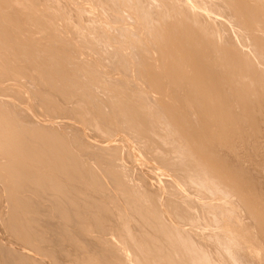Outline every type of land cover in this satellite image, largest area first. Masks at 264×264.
Instances as JSON below:
<instances>
[{
    "label": "rangeland",
    "instance_id": "1",
    "mask_svg": "<svg viewBox=\"0 0 264 264\" xmlns=\"http://www.w3.org/2000/svg\"><path fill=\"white\" fill-rule=\"evenodd\" d=\"M11 1L16 2L15 4L18 3L16 6L17 8L9 1H8L9 3L5 1L6 2L5 4L4 0L2 1L0 0V10H1L0 21L4 20L5 29L9 28L11 33L16 32L15 30L17 29L18 30L17 32L19 33L21 31V29L20 31L18 29L20 28L19 26L23 25L24 22H26L25 24L26 25L28 24L26 28V30L28 29V32H25L23 29L26 27V25H24L25 27L22 26L23 28L21 27L22 30L26 33V36L28 33H30L29 31V29L31 28L30 26H33L31 29L33 30L35 28L33 31L35 32L37 31L39 34L37 32L36 33L38 35L31 32L35 34L36 37H33L34 35L30 33L28 34V36L33 35L30 36L33 37V39L29 37H27L29 39H25L26 36L23 37L22 34L23 31H22L20 34H18V36L17 34L10 33L12 37L11 36L7 37V38L11 37V39H13V36L15 35L16 36V38L14 37L15 41L16 40L18 41L19 39L21 40V38L25 39L24 42L26 41L27 43H30L32 46L31 47L30 44L29 45L26 44V47L28 46L29 49L30 47L32 49L34 48L33 49L35 51V54L33 53L34 56L32 55L33 52L32 49H31V53H29L30 50L28 51L25 48V46L23 47L24 44V42H22L23 40L20 41L22 43L21 44L22 46L20 45L19 41L16 42V44H14L15 41L14 43L8 42L7 39L4 42L0 41V58H1L0 68L3 69V71L0 69L2 71L0 72L1 73L0 106L5 104L4 106L9 110L11 116L14 117L15 114L16 117L14 118L18 117L19 120L22 119L21 121L25 120L24 122L33 125L39 124L37 126H44V127L49 126L51 127V129L49 127L47 128L53 132L54 130H57L56 132L60 130L58 133L61 135L63 134L62 136H65V138L68 139L67 141L69 145H71L74 148H76L77 146L75 151L77 154L78 152L79 154H81V159L85 161L86 158L85 162H87L88 165L91 164L90 166L93 167L94 170L98 172V174H100V177L102 176V180L104 184L106 183L105 186H108L106 188L109 190V192L111 191L113 193L112 194L110 192V194H112L113 196L115 193L118 194L115 195L117 198L115 196L114 197L115 199L118 200V203H120L121 206L122 203L121 202L122 200H120L122 199L120 197L121 194H119L116 188L114 189L113 185L108 181L106 174L102 171L104 167H101L103 165L99 163V162L101 163L103 162L109 164L111 162L110 161L107 162V161L113 158L112 159V162L114 161L113 163L117 162L119 167H123L121 168L123 171L119 167L118 169L122 172L124 179L126 177L125 179L126 181L125 180L124 181L127 182L131 190H135V189L137 191L145 190V192H148L149 195L144 193V191L143 192L140 191V193L146 194L143 195L149 197V199L155 196L154 198H152L156 202L154 205H156L158 209L161 210V213H163V215H161L160 221L168 228L167 231L169 232V235L174 237L173 238L170 236L168 238L170 239L172 238V240L176 241L175 245L174 244L173 245L177 246L176 247L177 249L174 248L173 245H171V242L173 243L174 241L169 240L170 241L169 242L167 236L165 237V239L167 238L165 241H167L166 244L168 243L166 247L168 248L169 252L176 254L174 249L179 251L178 250L179 248L180 252H177L176 255L181 256L183 252H185V254H183L182 256H184V258L187 259L186 262H188L189 260L191 264H264V0H211V1L210 0H197V1L196 0H47V1L46 0H35V1L11 0ZM3 4H5L6 8L5 7L3 8L4 6ZM208 4L211 5L208 6ZM7 5H9V7ZM7 7L9 9H7ZM18 7H20V11H22L21 12L22 15L20 14L21 16H25V14L28 13L27 11L29 10L36 11L35 13L34 12L31 13L30 11L25 16V19H27L28 21L30 17L32 18V20L30 19L29 22L24 21L25 19L24 18H22L24 20L20 19V15L18 14L19 17L17 18H19L20 21L19 20L18 22H15V20L14 22L10 21L16 19L13 17L18 16L17 15V12H19ZM24 12L26 13L24 14ZM88 13L90 14V17H88L89 15ZM12 14H14L15 16H13ZM5 17L6 18L10 17V20L8 21L9 18L5 19ZM37 17L38 18L41 17L42 21L46 20L45 21L46 23L45 22H44L45 24L42 22L38 23L40 18L38 20ZM33 19L35 21L37 20V22L33 21ZM86 19H89L90 22ZM8 22L15 23V25L14 24L12 25L10 23L11 24L10 26ZM19 22L22 24H19ZM33 22L37 23L38 25L34 23L35 24L34 26ZM16 23L19 24V25L17 24L18 27H16ZM41 23L43 26H47V27L40 28L42 27ZM47 24L49 25L51 24L50 26L52 28ZM37 27L41 30H39ZM97 27L99 29H97ZM13 29L14 31H12ZM55 30L58 31L56 32ZM55 32L57 33L56 36H55ZM105 34L107 35L105 36ZM52 35H54V38ZM37 36L39 37L37 38ZM92 36L94 37L92 38ZM95 36H97V38ZM85 37H89V38H85ZM41 38L45 39L46 42L50 41L51 43L49 42L48 44L54 45L53 49L55 47L56 49L55 50L50 49L51 47H49V49L46 48V46L48 47V44L44 43L43 42L44 40L43 39L41 40ZM59 38L64 40L63 41L59 40ZM1 39L4 40L5 38L4 39L0 38V40ZM55 39L57 41L59 40L60 42L62 41L61 43H63V45L65 42L66 44L69 43L67 45L69 47H67L65 44L66 49L64 51V49H61L64 48V46L61 47ZM9 41L11 40L9 39ZM32 41L34 42L32 43ZM7 42L12 43V45H10L11 47L15 45L11 50L13 51V53L10 51V49L6 47ZM19 46L22 47L21 50L22 52L19 50L20 48ZM70 47H72L73 49L72 48L70 49ZM23 48H25L28 52ZM43 48L45 49V51L52 50L51 52L56 50L58 51V49H60L61 52L60 53L58 51L57 56H52L53 59H55V61L51 60L54 67L52 65L51 66L55 71H52L53 70L52 67L51 69H49V71H52V73L58 71L56 72L57 75L55 73L52 74L51 72L50 74L47 69L50 68L49 63H51V61L47 62V64L49 65H47L46 63H45L46 65L44 64L45 65L44 67L48 66L46 68L48 71V72L46 71V75L52 78V80L49 78L51 84H49V79H47L48 82L47 80H45L46 75L44 74L43 69L44 71L46 69L43 67V64L41 65V63H39L41 62V58L42 60L46 61L44 55L43 56L39 55L43 52L42 51L44 50ZM7 49L8 51H10V53H7L8 52ZM68 50L70 51V53ZM23 51L25 52L23 53ZM63 51L66 52L68 55L62 53ZM18 52L19 54L20 53L21 54L20 55L17 54ZM26 52L29 54L26 55L27 54ZM73 52L77 54L74 55ZM3 53H5L4 54L5 56L3 55ZM10 54H12L13 56ZM61 54H63L64 56ZM18 55L20 59L22 58L21 56H23L24 58L25 55L27 59L31 58L29 57L30 55L35 58L34 59L32 58L33 60L30 59L26 61L27 59L25 57V60H22L23 58L20 60L18 58ZM38 55L41 57H39ZM59 55L60 57L61 56L62 57L59 58ZM69 55L71 56L70 59H68L70 57ZM76 55L78 56L75 58ZM36 58L37 60H35ZM58 59L59 60L62 59L63 62L64 61L66 62L64 63L62 62L60 64L59 62L62 60L58 61ZM70 60H72L74 64L72 63V61L70 62ZM29 61L31 65H29L30 64ZM32 61L34 64L33 67H32ZM35 61L36 62L38 61L37 62L38 64H36ZM10 63L15 67L14 66L10 67L11 66ZM86 63H88V65H86ZM39 64L43 67L42 69H40L41 66ZM54 64L56 65V67ZM62 64L64 65L63 66L64 68L62 67ZM77 64L79 68L77 67ZM81 64L84 65L85 68H88L90 73L93 74H89L91 76H89L88 73L85 74L87 69L82 70ZM112 64L114 67L111 66ZM27 65L30 66V68ZM59 65L61 67H58ZM68 65L72 67L70 68ZM122 65L124 66V69ZM19 66L22 68H20ZM24 66L25 68H23ZM65 67L66 69H70L72 71L74 70V72L76 71L75 72L76 75L84 74L83 76L86 77L84 78L83 76L80 77L81 75H78L77 77L78 79L76 78L77 79L76 81L74 76L75 74H73L74 77L72 76L73 78L70 77V79L72 81L77 82V83L73 82L74 83L73 84L72 81L69 79V76L67 74L66 75L68 77L65 75V73L69 72L68 74L71 76L70 74L71 71L66 70ZM76 67L78 68L77 70H75ZM4 68H6L7 70H5ZM8 68L10 70H8ZM33 68L35 69L33 70ZM60 68H63L62 70L63 71L66 70V72L64 73L59 72L61 71ZM21 69L23 70L27 69L26 71L27 72L30 71L29 72L30 74L27 73L26 71L25 72L19 71ZM40 70H42L41 73H43V75L40 73L39 75L40 77H39L38 74ZM79 70L82 72L77 74ZM47 73H49L50 75ZM58 73H61L60 76L62 75L63 77L62 76L60 77ZM2 74H6V75H2ZM54 74L56 75V78L59 77L61 78V83L59 81L60 78L59 80L57 79L60 85L63 84V87H66L65 88L66 90L63 91V93H61L63 90L62 86H60L59 83L55 81L56 78L54 81L57 82L58 84L56 85L55 82L52 83L54 79L53 76H55ZM41 75L45 78L43 79ZM92 75H94L95 77L97 76L96 79H98L97 83L99 85L96 84L95 82L96 79H94L95 77L93 78ZM64 77L68 78L69 79V80L67 79L68 81H71L72 87H74L72 91L69 90L72 89V87L68 88V85L71 86V83L69 82L70 84H67L68 81H66ZM80 79L82 80L80 81ZM124 80L127 84H124L125 83ZM40 81H45V82H40ZM78 81L80 82L83 81L82 85L84 82L85 84L90 82L91 86L92 85L93 86L90 87V84L88 83L89 86L85 88V84H84L83 86L84 88L81 86L83 88L82 89L79 86L81 84H79L80 82ZM101 81L103 83H101ZM117 81L118 82L120 81V84L117 83ZM63 82H67V83H63ZM92 83H94L95 86L97 85L98 87L96 86L95 88L94 84ZM64 84L65 85L67 84V86H64ZM55 85L57 88L59 87L62 88L60 89L61 90L60 92L56 87H54ZM74 85L75 86L78 85L79 87L78 86L76 87H78L79 90L78 88H75ZM109 87L110 89L112 88V92L114 91V93H112L111 90L109 89L110 92L109 94H107ZM118 87H120V89ZM54 88H55V92H54ZM80 88L82 89V91ZM87 88H91L92 91L93 90L95 91L90 92L91 90L90 89L88 90ZM113 88L114 89L116 88L117 90L116 89L114 90ZM74 89H76V91L78 90L79 94L82 92L81 94H83V96L86 94L85 95L87 96L86 100L88 101H86L85 96L82 97L81 94L79 96L82 98H79L77 92ZM84 89L86 93L84 92ZM38 90H42V91L39 92ZM43 90H45V92ZM118 90L122 94L117 92ZM121 90L125 92V95L126 92L130 91L127 93V95L130 93L131 96L130 95L128 96H130L132 100H135V98L136 99L139 98L140 99L139 102L141 101L140 104L137 100H135V102L139 104V107L142 104L146 106V107L144 105L141 106V110L142 111L144 110L143 112H145V114L150 110L149 112L150 115L148 114L149 117L147 116V114L146 116L148 117V119L150 118L149 121L152 120V122L158 125L157 126L154 123L150 122L153 124L151 125L155 131L159 127L158 130L156 131L158 135L154 137L155 142L157 141L160 142L161 139H163L162 141L163 144L161 142L156 143L157 146L150 148L151 145L149 141H147L146 138L141 137V132L138 129H136L134 126L132 127L135 128L140 133V135L137 131L136 132L134 131L135 129L132 130L131 126L130 129L127 125V123L129 122H122L124 120L121 121L120 119L118 122L116 121L115 124L110 125L111 124L110 117L108 118V115L110 113L109 110L112 108L111 102L112 100L113 101L117 100L116 96L118 97V94L125 96L123 95L124 92H122ZM70 91L75 92L77 96L74 95V93H70ZM43 92L46 93L45 95H47V97L45 96L44 98L46 99H42V101H40V99L43 98V96H41ZM64 92L66 93L64 94ZM35 93L37 94L41 93V94L38 95V97H36L37 95ZM60 93L63 94V96L67 94L68 95L73 94L74 96L73 95H72L73 97L69 96V99L72 97L71 98L72 100H69L68 98H66V96L64 97L65 99H62L63 97L62 95L60 97ZM89 93L91 94L93 93L95 95L92 94L91 97V94L89 95ZM109 96L111 97V99ZM141 96L144 97L141 98ZM76 97H78L79 100ZM47 98H49V100ZM52 98L56 99L54 101L55 104L57 102L56 105L61 103L60 106H66L68 101L69 102L71 101L70 103H68L67 106L70 105L72 107L69 106L68 108L66 106L64 107L65 108L64 109L63 107L59 108L60 106L58 105V107L56 108L55 105L53 106L52 104L53 102ZM91 98L96 101L92 100ZM50 99H51V103L49 104L46 102V100L50 102ZM98 99L100 100V102H98L99 101ZM62 100L63 102L66 101L64 102L66 105L62 104L63 103ZM89 101L90 104L92 101L91 106H89L90 105ZM7 102L9 103V105ZM45 102L47 103V105L48 104L50 105V106L48 105L49 107L47 106V109H45L46 107L45 108L42 107L44 105L46 106ZM97 102L100 104L98 105ZM106 102L108 105L105 104ZM22 103L26 106H24ZM83 104L88 105V107ZM77 105L79 106V108L83 105V107L80 110L81 111L85 110L84 111L85 113L79 111ZM94 105H97V107L98 106L99 107L97 108ZM105 105L111 108H108ZM16 107L18 109H16ZM51 107L54 109L56 108L55 109L56 113L55 110L52 109L54 111L52 114L50 110ZM73 107H75L76 109L75 108H74L75 110L72 109ZM158 107H162V110L160 111L161 108ZM25 108L27 111L25 110ZM58 108L64 109L62 110L64 112H60L61 110H59ZM94 108L97 110H95ZM146 108L149 110H147ZM155 108L159 110V113L158 112L156 113L158 114L161 113L162 114L160 115L161 117L165 116L163 117V119H159L160 117L158 115H156V117L153 116L155 115V111H158L157 109L155 110ZM57 109L59 110V113ZM66 109L68 110L70 109V111L68 112V110ZM77 109L78 112L80 113L77 112ZM163 109L165 110V112ZM170 109L176 111L171 112ZM47 110H49L50 112ZM86 110L88 111L86 112ZM93 110H95L96 112L94 111L95 112L94 113ZM166 110L170 111L171 114L173 113V115L174 113L175 114L177 113V115H179L178 116L179 118L181 116V118L184 119L186 116H189L188 118L186 117L187 119L186 118L184 119L185 121H183L186 123V125L185 123L182 124L185 125L186 129L189 127L188 129L191 130V132L185 131L186 132L185 133L183 130V126H181V129L183 131L177 128L178 126H180L181 121H179L178 118H174L175 115L174 116L172 115L173 117L169 115H168L169 117L166 116V112H167ZM72 112H76L74 114L78 113L77 117L79 114L84 113L82 116L80 115L81 118L84 117L85 114L89 112L88 114L90 115L89 116H87L88 114L86 115L89 120H87L86 117L82 119L80 118V116L78 118L73 117L75 115H73ZM168 114L170 113L168 112ZM183 115L184 117H182ZM106 118L109 120H107ZM156 118H158V120ZM170 118H174V121H176L177 124L174 121H173L174 124H172L173 123L172 119L171 121H169ZM189 118L190 120H188ZM83 119L86 121V122L84 121L85 124H83L84 123ZM129 119H127V121ZM160 120L162 122L163 120L169 122L162 123ZM96 121L98 123L99 122L102 123V125L100 123H99L100 125L97 124ZM90 122L91 124L93 122V125H91ZM105 122L109 125L105 124ZM170 122L171 125L168 126V123ZM165 124L167 126H165ZM116 125L118 126V130L120 132L117 131ZM115 126L116 128H114ZM160 127L164 129L165 132ZM166 127L169 128L172 127V129L171 128L167 129ZM98 128L101 129L104 128L105 130L104 129L102 130H104L105 132L101 130L102 132H104L102 134V132ZM106 129L107 130L110 129L111 133L108 132L109 130L107 131ZM114 129L116 130L117 133L115 132ZM128 129L130 131H128ZM99 132L102 136L98 134ZM106 132L110 133V135L106 136L108 134V133L106 134ZM177 132H179L177 135L179 138H177L176 136ZM188 133L189 134L191 133L192 135L189 136ZM209 133L210 134L212 133V135L210 136ZM103 135L108 138L104 140ZM188 136L190 139L188 138ZM167 138L170 139L169 141L165 142ZM76 139L78 142L82 140L80 143L84 145L82 146L80 145V143L79 144L75 143ZM71 141L74 142L72 143ZM141 144L144 146H142ZM178 144H180L179 145L181 147L180 149L178 148L179 147ZM78 145L82 146V148L79 147ZM101 146L104 148H102ZM113 146L115 147V149L112 150L109 149V148H114ZM117 147L119 148L117 149ZM81 149H84L83 153ZM113 150H115L116 152H113ZM105 151L108 152L105 153ZM175 152L176 153L179 152V154H176ZM186 152H188V154ZM88 153L91 155L93 154L96 157L98 156L96 159H99V161L95 159V156L93 157V155L91 156ZM98 153H101L102 156L106 155V158L101 157V155L99 156ZM114 153H116L115 154L116 158L115 156L111 158L109 156L108 159V155L110 154L114 155ZM190 153H192V155ZM181 154L185 156H182ZM84 155L86 156L84 157ZM177 155L178 156L180 155V157H182V160H178L180 157H178ZM186 155L187 158L189 159L186 158ZM161 156H163V158ZM183 157L184 160L185 159L187 160H185L184 163L181 164L180 162L183 161ZM159 158L162 160L168 159L169 160L168 162L169 163L172 162V164L174 162L175 166L166 162L167 160L162 162ZM174 158L176 160H174ZM104 159H106V161H104ZM120 161L122 162V164ZM190 162L194 165L195 163L199 162L200 163V164L198 163L199 169L197 167L198 164H196L195 166L196 168L194 167L195 169H193L192 167L194 165L192 166ZM164 163H166V165L168 163L170 167L168 165L165 166ZM177 164L181 168L183 167V169H181ZM188 167L192 173L193 171L197 170L196 173L194 172V175L196 174L195 176L190 171H188L189 170ZM186 172L187 174H185ZM197 173H199L198 176ZM189 174L190 177L192 178L191 181L193 183L190 181V179L188 181L189 177L188 178L186 177L187 175L189 176ZM200 174L203 178L200 176ZM182 175L185 177H183ZM203 175H206V178ZM196 177H201L202 182L200 181L201 178L196 179ZM184 179H185V183L186 182H190V183L185 184L183 182ZM0 186L2 187V188L0 187V205H1L0 215L2 214L1 215L2 217L0 216V238L2 240V243L1 240L0 243L6 244L4 246L15 248L13 247L14 246L13 244L11 245L10 236H9L10 234L8 233V231L6 232L7 229L5 228L6 220H4V218L6 219L9 217L8 216L9 207H8V202L6 201L7 194L3 190L4 188L3 185H1V182H0ZM150 193L153 196H151ZM172 194H174V196ZM118 196L120 197V199H118L119 198ZM173 197L175 198V203H178L179 205L183 206V210L185 207L186 210H184L185 213H183V214L187 213L185 216L183 215L185 218L183 216L182 217L176 216L173 213L174 208L172 207L173 210L172 208H170V206L173 203L170 204L171 202H169V199H172L174 201ZM159 203H161V206ZM115 204H117V202ZM150 206L154 207L152 205ZM114 209L116 213L118 214L119 212L122 213L121 210L116 206ZM128 222L130 223V221ZM132 222H134L135 225V220ZM123 228L125 229L126 226L124 225L123 227H121V229H119V232L117 231V235H115L116 237L112 236L110 238H112L111 239L112 243H113V239L115 240L113 246L118 248L119 251L123 254V256H126V254L130 252L127 249H124V247L125 244L127 245V241L128 240L130 241L131 238L128 237L129 236L127 234L128 229L126 228L124 230ZM6 234L8 235L9 239L6 236ZM175 236H177V238ZM121 238L122 240L125 239L126 240L123 242L120 240ZM177 241L179 244L177 243ZM132 242L135 241H131V243ZM168 245L172 246V249ZM126 250L128 253L126 252ZM130 255L132 256V254L130 253L129 255H127V257H124V261L126 260L124 264L144 263L141 260V258L139 259L142 262L138 261L139 259H137V257H135L134 255L131 258ZM35 257L42 258V256H35ZM44 258L45 257H43L42 259ZM184 258L183 257L181 258L182 261Z\"/></svg>",
    "mask_w": 264,
    "mask_h": 264
},
{
    "label": "bare ground",
    "instance_id": "2",
    "mask_svg": "<svg viewBox=\"0 0 264 264\" xmlns=\"http://www.w3.org/2000/svg\"><path fill=\"white\" fill-rule=\"evenodd\" d=\"M2 1V0H1ZM5 1H7V3H9V2H11L13 5H15V7L17 6V4H15L16 2H14V1H11V0H4V3L6 4V2ZM9 1V2H8ZM17 1V0H16ZM35 1V0H34ZM47 1V0H46ZM197 1V0H196ZM211 1V0H210ZM199 2V1H198ZM197 2V3H198ZM36 3V2H35ZM207 3V2H206ZM5 4H3L4 6H3V8L5 7ZM214 4V3H213ZM11 5V4H10ZM12 5V6H13ZM25 5V4H24ZM53 5V4H52ZM209 5H211V4H208V6ZM8 7H9V5H7ZM205 6V5H204ZM7 7V9H9ZM6 8V7H5ZM13 8V7H12ZM17 8V7H16ZM19 8V12H17V15L19 14H21L22 15V11H20V7H18ZM22 8H23V6H22ZM218 8V7H217ZM6 9V10H7ZM220 9V8H219ZM229 9V8H228ZM17 10V9H16ZM25 10V9H24ZM26 10H27V8H26ZM25 10V11H26ZM33 10H34V8H33ZM225 10V9H224ZM1 11V10H0ZM13 11V10H12ZM31 10H29V11H27L28 13L30 12ZM50 11V10H49ZM93 11V10H92ZM14 12V11H13ZM35 13L36 11H31V13ZM5 13H8V12H5ZM15 13V12H14ZM26 12H24V14H25ZM27 13V14H28ZM49 13V12H48ZM93 13V12H92ZM23 14V15H24ZM27 14H25V16L27 15ZM51 14V13H50ZM67 14V13H66ZM89 14V13H88ZM13 16H15L14 14H12ZM19 15L18 16H15V17H13V18H16L17 19V21H16V19H13V20H10V17H12V16H10V17H7V18H9L8 19V21L10 20V21H12V22H14V20H15V22H18V20H19V18H17V17H19ZM20 15V19H22V18H24L25 19V16H21ZM32 15V14H31ZM36 15V14H35ZM34 15V16H35ZM42 15V14H41ZM48 15V14H47ZM93 15V14H92ZM27 17H29V16H27ZM88 17H90V14L88 15ZM103 17V16H102ZM169 17V16H168ZM230 17V16H229ZM233 17V16H232ZM6 17H5V19H7ZM33 18H35V17H33ZM39 18H40V20H39ZM37 17V19L39 20L38 21V23L39 22H42V23H44L45 21H42L41 19V17ZM94 18V17H93ZM12 19V18H11ZM24 19H22V20H24ZM30 19L32 20V18L30 17ZM30 19H29V21H30ZM60 19V18H59ZM90 19V18H89ZM89 19H86V20H88L89 21ZM6 21V20H5ZM20 21V20H19ZM24 21H28L27 19H25ZM24 21H22V22H24ZM28 21V22H29ZM33 21H35L34 19H33ZM93 21H94V19H93ZM12 22H8L9 23V25L11 26V24L13 25H15V23H12ZM35 22H37V20L35 21ZM35 22H33V24L35 23ZM90 22V21H89ZM1 23H3V24H1ZM7 23V24H8ZM11 23V24H10ZM26 22H24V24L23 25H21V26H19L20 28H18L19 29V31H20V29H21V31L18 33L17 31V29L15 30L16 32H13V33H11V31L9 30V28H6L5 29V22H4V20L2 21H0V38H5L4 40H0V41H2V42H4L6 39L8 40V42H12V43H14V41H15V39H14V37L16 38V36L14 35L13 36V39H11V37H12V35H10V33L11 34H17V36H18V34H20L23 30H22V28L23 27H25L24 25H26L25 24ZM32 23V22H31ZM42 23H41V25H42ZM46 23V22H45ZM44 23V24H45ZM17 24L18 23H16V27H18L17 26ZM19 24H22V23H20L19 22ZM18 24V25H19ZM35 24H37V23H35ZM35 24H34V26H35ZM93 24V23H92ZM28 25V24H27ZM27 25H26V27L25 28H23L24 29V31L25 32H28V29L26 30V28H27ZM38 25V24H37ZM36 25V26H37ZM47 25H49V24H47ZM51 25V24H50ZM49 25V26H50ZM98 25V24H97ZM96 25V26H97ZM23 26V27H22ZM48 26V27H49ZM74 26V25H73ZM80 26V25H79ZM99 26V25H98ZM9 27V26H8ZM22 27V28H21ZM31 28L33 27V26H30ZM43 27H47V26H43L42 25V27H40V28H43ZM51 27V26H50ZM49 27V28H50ZM89 27V26H88ZM95 27V26H94ZM15 28V27H14ZM28 28H29V26H28ZM30 28V29H31ZM38 28V27H37ZM52 28V27H51ZM90 28V27H89ZM11 29V28H10ZM29 29V31H30V33L31 32H33V33H35V34H37L35 31H33L32 29L30 30ZM39 29V28H38ZM47 29V28H46ZM97 29H99L98 27H97ZM103 29V28H102ZM106 29V28H105ZM113 29V28H112ZM9 30V31H8ZM39 30H41V29H39ZM75 30V29H74ZM84 30V29H83ZM245 30V29H244ZM12 31H14V29L12 30ZM23 31V37L24 36H26V33ZM56 31V30H55ZM58 31V30H57ZM56 31V32H57ZM95 31H96V29H95ZM47 32V31H46ZM46 32H45V34H46ZM49 32V31H48ZM55 32V36H56V33ZM81 32V31H80ZM99 32H100V30H99ZM98 32V33H99ZM112 32V31H111ZM30 33H28V34H30ZM33 33H31V34H33ZM54 33V32H53ZM92 33V32H91ZM9 34V35H8ZM28 34H27V36L25 37V39H29V38H32L33 39V37H36V35L35 34H33V35H29L28 36ZM39 34V33H38ZM37 34V35H38ZM79 34V33H78ZM84 34V33H83ZM97 34V33H96ZM63 35V34H62ZM94 35V34H93ZM99 35V34H98ZM107 34H105V36H106ZM8 36H11V37H9V38H7ZM20 36V35H19ZM30 36H33V37H30ZM53 36V38H54V35H52ZM57 36H59V35H57ZM88 36V35H87ZM21 37V36H20ZM20 37H17V38H20ZM27 37H29V38H27ZM39 36H37V38H38ZM46 37H48V36H46ZM77 37V36H76ZM94 36H92V38H93ZM96 38H97V36H95ZM103 37V36H102ZM101 37V38H102ZM112 37V36H111ZM58 38V37H57ZM66 38V37H65ZM75 38V37H74ZM85 38H89V37H85ZM91 38V39H92ZM114 38V37H113ZM9 39L11 40V41H9ZM25 39H22L21 38V40L19 39L18 41L20 42V41H22V42H24V40ZM40 39V38H39ZM43 38H41V40H42ZM47 39V38H46ZM95 39V38H94ZM93 39V40H94ZM110 39V38H109ZM13 40V41H12ZM36 40H38V39H36ZM44 41V43H49L48 41L46 42V40L45 39H43ZM48 40V39H47ZM53 40V39H52ZM56 40V39H55ZM59 40H64V39H60L59 38ZM57 41V43H59V45L62 47V46H64V48H61V49H64V51H65V47L69 44V43H67L66 44V42L64 43V45H63V43H61L60 41ZM113 40V39H112ZM17 40L15 41V43L14 44H16V42H18ZM28 41V40H27ZM31 41V40H30ZM35 41V40H34ZM34 41H32V43L34 42ZM54 41V40H53ZM55 41V42H56ZM69 41V40H68ZM72 41V40H71ZM80 41V40H79ZM7 42V43H8ZM36 42V41H35ZM77 42V41H76ZM105 42V41H104ZM6 43V47L8 48V49H10V51L12 50V48H13V46H15V45H13L12 47L10 46V45H12V43H8L7 44ZM39 43H41V42H39ZM51 43V42H50ZM71 43V42H70ZM90 43V42H89ZM107 43V42H106ZM22 43L20 42V45H21ZM25 44V45H24ZM24 44H23V47L25 46V48L29 51V53H31V44L30 43H27L26 41L24 42ZM26 44H30V49H29V47L27 48L26 47ZM36 44H38V43H36ZM65 44H66V46H65ZM88 44V43H87ZM4 45H5V43H4ZM11 47H9V46ZM46 45V44H45ZM108 45H109V43H108ZM22 46V45H21ZM21 46H19L20 48H19V50L21 51L22 50V47ZM53 46L54 45H49L48 44V47L46 46V48H48L49 49V47H51L50 49H53ZM56 46V45H55ZM73 46V45H72ZM91 46V45H90ZM18 47V46H17ZM37 47V46H36ZM67 47H69V46H67ZM83 47H85V46H83ZM86 47H87V45H86ZM89 47V46H88ZM93 47V46H92ZM92 47H90V48H92ZM96 47V46H95ZM108 47V46H107ZM113 47V46H112ZM14 48H16V47H14ZM25 48H23L24 50H26ZM72 47H70V49H71ZM79 48V47H78ZM111 48V47H110ZM124 48V47H123ZM8 49H7V51H8ZM16 49H18V48H16ZM34 49V48H33ZM32 49V55H33V53L35 54V51ZM38 49H40V48H38ZM44 49V48H43ZM56 49V47L53 49V50H55ZM69 49V48H68ZM69 49V50H70ZM73 49V48H72ZM81 49V48H80ZM15 50V49H14ZM26 50V51H27ZM68 50V51H69ZM111 50V49H110ZM114 50V49H113ZM10 51H8L7 53H10ZM18 51V50H17ZM19 51V52H20ZM27 51V52H28ZM43 52L41 53V54H39V55H41V56H43L44 55V57L46 58L45 60L46 61H44V60H42V58H41V62H39V63H41V65L43 64V67L47 64V62L48 61H51V60H54L55 61V59H53V57L52 56H57V52L59 51L60 52V49H58V51L56 50V51H53V52H51L50 50H48V51H45V49L44 50H42ZM62 51V50H61ZM62 52V53H64V54H66V55H68L66 52ZM80 51V50H79ZM112 51V50H111ZM126 51V50H125ZM12 53H13V51H11ZM15 52V51H14ZM19 52L17 53V54H19ZM22 52V51H21ZM25 51H23V53H24ZM26 52V53H27ZM37 52V51H36ZM40 52V51H39ZM38 52V53H39ZM72 52V51H71ZM84 52V51H83ZM99 52V51H98ZM97 52V53H98ZM2 53V52H1ZM6 53V52H5ZM5 53H3V55L5 54ZM29 53H27L26 55H28ZM38 53H36V54H38ZM49 53H50V55H49ZM61 53V52H60ZM69 53H70V51H69ZM74 53V55L75 54H77V53H75V52H73ZM92 53V52H91ZM106 53H107V51H106ZM116 53V52H115ZM122 53V52H121ZM15 54V53H14ZM21 54V53H20ZM19 54V55H20ZM80 54V53H79ZM113 54V53H112ZM10 55H12V54H10ZM19 55H18V58H19ZM26 55L24 56V58H23V56H21L22 58V60H25V57H26ZM38 55V56H39ZM61 55H63V54H61ZM73 55V54H72ZM95 55V54H94ZM5 56V55H4ZM13 56V55H12ZM17 56V55H16ZM34 56V55H33ZM33 56H29V57H31L30 59H34L35 57H33ZM41 56H39V57H41ZM64 56V55H63ZM70 56V55H69ZM78 55H76L75 56V58L77 57ZM87 56V55H86ZM107 56V55H106ZM111 56V55H110ZM43 57V58H44ZM52 57V58H51ZM62 57V56H61ZM60 57V55H59V58H61ZM93 57V56H92ZM100 57V56H99ZM114 57V56H113ZM119 57H121V56H119ZM124 57V56H123ZM15 58V57H14ZM17 58V57H16ZM71 58V56L68 58V59H70ZM74 58V57H73ZM74 58V59H75ZM79 58V57H78ZM77 58V59H78ZM116 58V57H115ZM115 58H113V59H115ZM208 58V57H207ZM1 59V58H0ZM3 59H5V58H3ZM2 59V60H3ZM20 59V58H19ZM18 59V60H19ZM20 59V60H21ZM26 59H27V57H26ZM30 59H27L26 61H28V60H30ZM32 59V60H33ZM63 59V58H62ZM62 59H60V60H62ZM66 59V58H65ZM117 59V58H116ZM122 59V58H121ZM124 59V58H123ZM35 60H37V58L35 59ZM56 60H57V58H56ZM59 59H58V61H60ZM64 60V59H63ZM63 60L62 61H60L59 63L61 64L62 62H63ZM67 60V59H66ZM76 60V59H75ZM118 60V59H117ZM209 60V59H208ZM16 61V60H15ZM39 61V60H38ZM37 61V62H38ZM72 60H70V62H71ZM83 61V60H82ZM120 61V60H119ZM206 61V60H205ZM22 62V61H21ZM36 62V61H35ZM34 62V63H35ZM36 62V64H38ZM64 62H66V61H64ZM63 62V63H64ZM70 62H69V64H70ZM91 62V61H90ZM130 62V61H129ZM7 63V62H6ZM15 63V62H14ZM18 63V62H17ZM29 63H30V61H29ZM46 63V64H45ZM51 63H52V61H51ZM51 63H49L50 64V68H47L48 66H46V67H44L45 69L47 68L48 69V71H49V69H51V67L53 66V63L51 64ZM55 63H57V62H55ZM72 63L74 64V62L72 61ZM77 63V62H76ZM96 63V62H95ZM116 63V62H115ZM126 63V62H125ZM3 64H4V62H3ZM11 64V63H10ZM24 64V63H23ZM35 64V65H36ZM45 64V65H44ZM49 64H47V65H49ZM66 64V63H65ZM67 64H68V62H67ZM82 64H83V62H82ZM81 64V69L82 70H86V73L85 74H87L88 73V75L89 74H93V73H90V71L88 70V68H85V66L84 65H82ZM105 64V63H104ZM128 64V63H127ZM6 65V64H5ZM16 65V64H15ZM22 65V64H21ZM29 65H31V63L29 64ZM33 61H32V67H33ZM40 65V64H39ZM40 65V66H41ZM52 65V66H51ZM55 65V64H54ZM72 65V64H71ZM86 65H88V63H86ZM125 65V64H124ZM12 66H14V65H12L11 64V66L10 67H12ZM28 66V65H27ZM64 65L62 64V67H63ZM66 66V65H65ZM70 68L72 67V66H70V65H68ZM80 66V65H79ZM83 66V67H82ZM92 66V65H91ZM94 66V65H93ZM97 66V65H96ZM111 66H113V64L111 65ZM119 66V65H118ZM129 66V65H128ZM6 67H8V66H6ZM9 67V68H10ZM15 67V66H14ZM20 67V66H19ZM19 67H18V69H19ZM29 68H30V66H28ZM35 67V66H34ZM38 67V66H37ZM42 66H41V68L40 69H42L43 68ZM54 67V66H53ZM53 67H52V69H53ZM55 67H56V65H55ZM58 67H61L60 65L58 66ZM67 67V66H66ZM66 67H65V69H66ZM68 67V68H69ZM75 67V66H74ZM77 67H78V64H77ZM76 67V69L75 70H77L78 68ZM88 67H90V66H88ZM114 67V66H113ZM122 67H123V69H124V66L122 65ZM8 68V70H10ZM17 68V67H16ZM15 68V69H16ZM20 68H22V67H20ZM23 68H25V66L23 67ZM38 68V69H39ZM64 68V67H63ZM63 68H60V70L61 71H59V72H62V73H64V72H66V70H70V69H66V70H62ZM85 68V69H84ZM97 68V67H96ZM121 68V67H120ZM130 68V67H129ZM2 71H3V69L2 68H0ZM5 70H7L6 68H4ZM28 69V68H27ZM26 69V70H27ZM35 68H33V70H34ZM47 69L44 71V69H43V72H44V74L46 75V71H47ZM72 69H74V68H72ZM92 69V68H91ZM95 69V68H94ZM116 69H117V67H116ZM0 70V72H2ZM26 70H23V69H21V70H19V71H26ZM11 71H12V68H11ZM10 71V72H11ZM14 71V70H13ZM17 71V70H16ZM47 71V72H48ZM52 71H55L54 69L52 70ZM52 71H49V73L51 72L52 73ZM71 72H70V74H71V76L68 74L69 72H67V73H65V75L67 74L68 76H69V79H70V77H72L73 76V74H75L74 76H75V79L78 77V75H81L80 77H82L83 75L82 74H78V73H80V72H82V71H78L77 72V74L78 75H76V71L74 72V70L72 71V70H70ZM99 71V70H98ZM101 71V70H100ZM6 72V71H5ZM27 72V71H26ZM30 71H28L27 73H29ZM31 72H32V70H31ZM38 72V71H37ZM36 72V73H37ZM42 72V70H40V72H39V74H38V76L40 75V73ZM56 72H58V71H56ZM56 72H53V73H55L56 74ZM84 72V71H83ZM14 73V72H13ZM16 73V72H15ZM35 73V74H36ZM49 73H47V74H49ZM50 73V74H51ZM52 73V74H53ZM95 73V72H94ZM119 73V72H118ZM130 73V72H129ZM7 74V73H6ZM6 74H2V75H6ZM21 74H23V73H21ZM25 74V73H24ZM30 74V73H29ZM42 75H43V73H41ZM49 74V75H50ZM54 74V75H55ZM60 74L61 73H58V75L60 76ZM113 74V73H112ZM124 74V73H123ZM132 74V73H131ZM26 75V74H25ZM41 75V76H42ZM57 75V74H56ZM56 75L55 76H53V81H52V83H54L55 81H57L58 83H59V81H60V83H61V76L59 77L60 78V80H59V78H56ZM66 75V76H67ZM0 76H1V73H0ZM37 76V75H36ZM67 76V77H68ZM73 76V77H74ZM89 76H91V75H89ZM6 77H8V76H6ZM26 77V76H25ZM29 77V76H28ZM40 77V76H39ZM43 77V76H42ZM48 77V78H47ZM58 77V76H57ZM63 77V76H62ZM72 77V78H73ZM79 77V78H80ZM84 78L86 77V76H83ZM92 77L94 78L95 76L94 75H92ZM100 77V76H99ZM45 77H43V79H44ZM50 77L49 76H47L46 75V79L45 80H47V79H49ZM55 78H56V80H55ZM65 78V80L66 81H68L69 79L68 78H66V77H64ZM88 78V77H87ZM97 78V76L94 78V79H96ZM43 79H40V80H43ZM51 80H52V78H50ZM50 79H49V84H51V82H50ZM59 81H58V80ZM68 79V80H67ZM78 79V78H77ZM77 79H76V81H77ZM83 79V78H82ZM82 79H80V81L82 80ZM108 79H110V78H108ZM114 79V78H113ZM55 80V81H54ZM71 80V79H70ZM74 80V79H73ZM86 80V79H85ZM97 80L98 79H96V84H98L97 83ZM62 81H63V79H62ZM72 81V80H71ZM71 81H68V83L67 82H63V83H67V84H70L71 83ZM76 81H72V83L74 82V83H77ZM80 81H78V82H80ZM112 81V80H111ZM40 82H45V81H40ZM47 82H48V80H47ZM57 82H55V84L57 85L58 83ZM70 82V83H69ZM83 82V81H82ZM82 82H80L79 84H81V85H79L80 87L82 86H84V84H85V82L83 83V85H82ZM87 82V81H86ZM92 82H93V80H92ZM99 82H100V80H99ZM124 82H125V80H124ZM18 83V82H17ZM20 83V82H19ZM60 83H59V85H60ZM72 83H71V86L70 85H68V88H70V87H72ZM73 83V84H74ZM89 84H90V87H92L91 86V83L90 82H88ZM88 83H86L87 84V86H86V84H85V88L86 87H88L89 85H88ZM101 83H103L102 81H101ZM110 83V82H109ZM115 83V82H114ZM117 83H119L120 84V81L118 82L117 81ZM44 84V83H43ZM47 84V83H46ZM45 84V85H46ZM67 84L65 85L64 84V86H67ZM92 84H94V83H92ZM113 84V83H112ZM112 84H110V85H112ZM116 84V83H115ZM114 84V85H115ZM124 84H127L126 82L124 83ZM48 85V84H47ZM56 85L54 86V87H56ZM99 85V84H98ZM100 85H103V84H100ZM118 85V84H117ZM134 85V84H133ZM4 86V85H3ZM40 86V85H39ZM60 86H62V88H63V90H62V92L61 93H63V91H65L66 89V87H63V84L62 85H60ZM75 86V85H74ZM76 86H78V85H76ZM75 86V88H78V87H76ZM97 86V85H96ZM96 86H95V84H94V87L96 88ZM116 86V85H115ZM114 86V87H115ZM38 87V86H37ZM46 87H48V86H46ZM81 87V88H82ZM98 87V86H97ZM111 87V86H110ZM110 87L108 88V93L107 94H109V89H110ZM120 87H121V85H120ZM120 87H118L119 89H120ZM124 87V86H123ZM128 87V86H127ZM131 87V86H130ZM25 88V87H24ZM57 88V87H56ZM62 88H57L58 89V91L60 92L61 90L60 89H62ZM73 88L74 87H72V89H69V90H73ZM80 88V89H81ZM84 88V87H83ZM82 88V89H83ZM105 88V87H104ZM179 88V87H178ZM11 89V88H10ZM49 89V88H48ZM82 89H81V91H82ZM88 90L90 89L91 90V88H87ZM114 89V88H113ZM116 89V88H115ZM114 89V90H115ZM180 89V88H179ZM9 90V89H8ZM12 90V89H11ZM15 90V89H14ZM31 90V89H30ZM68 90V89H67ZM68 90V91H69ZM75 91H76V89H74ZM78 90H79V88H78ZM78 90L76 91L77 92V95L79 96L80 94H79V92H78ZM88 90H86V91H88ZM100 90V89H99ZM111 90V92H112V88L110 89ZM117 90V89H116ZM124 90V89H123ZM183 90V89H182ZM39 92H41L42 90H38ZM38 91H37V93H38ZM44 92H45V90H43ZM70 91V93H74V95H76V93L75 92H71ZM93 91H95V90H93ZM92 90L90 91V92H93ZM101 91V90H100ZM122 91V90H121ZM33 92H35V91H33ZM43 92V94H41V96H43V98H41L40 99V101H42V99H46V98H44L45 96L47 97V95H45L46 93H44ZM54 92H55V88H54ZM84 92H85V89H84ZM117 92H119V90L117 91ZM117 92H116V94H117ZM122 92H124V91H122ZM128 92H130V91H128ZM128 92H126V95H127V93ZM7 93V92H6ZM37 93H35L37 96L36 97H38V95H40V94H37ZM48 93V92H47ZM57 93V92H56ZM60 93V97H61V95H62V99H65L64 97L66 96V98H68L69 99V96H72L71 94L70 95H65V96H63V94H61ZM66 92H64V94H65ZM68 93V92H67ZM86 93V92H85ZM95 93H97V92H95ZM102 93V92H101ZM112 93H114V91L112 92ZM119 93H121V92H119ZM132 93V92H131ZM134 93V92H133ZM53 94V93H52ZM91 93H89V95H90ZM93 94V93H92ZM92 94H91V97H92ZM122 94V93H121ZM4 95H5V93H4ZM49 95V94H48ZM73 95V96H74ZM76 95V96H77ZM86 95V94H85ZM84 95V96H85ZM88 95V96H89ZM93 95H95V94H93ZM97 95V94H96ZM101 95V94H100ZM110 95H111V93H110ZM123 95H125V92H124V94ZM122 96V95H119L118 94V97L116 96V99L117 100H115V101H113L112 100V102H111V107H108V106H106V105H108L107 104V102L109 101H107L105 104V106L106 107H108V108H111L109 111H110V113H109V115H108V118L110 117V125H112V124H115L116 123V121L118 122L120 119H121V121L122 120H124V121H122V122H129V123H127V125H128V127L131 129V127L132 126H134L136 129H138L140 132H141V137L142 138H146L147 139V141H149V143H150V145H151V147L150 148H152V147H154V146H157L156 145V143H162L163 144V139H161V141L159 142V141H157V142H155V136L156 135H158L157 133H156V131L158 130V128L156 129V131L153 129V127H152V123H154V122H152V120L151 121H149V119H148V114L150 115V110L149 109H147V110H149V112H147L146 114H147V116H146V114H145V112H143L142 110H141V106L142 105H144V104H142V105H140V107H139V104H140V102H139V98L138 99H136L135 97V100H137L138 102H139V104L138 103H136L135 102V100H132V98L130 97L131 95H130V93L128 94V95H130V96ZM133 95V94H132ZM35 96V95H34ZM72 96V97H73ZM81 96L82 97H84L83 96V94H81ZM115 96V95H114ZM136 96V95H135ZM139 96V95H138ZM40 97V96H39ZM71 97V98H72ZM82 97H80L79 96V98H82ZM96 97V96H95ZM110 97V96H109ZM142 97H144V96H141V98ZM241 97V96H240ZM50 98V97H49ZM49 98H47L48 100H49ZM69 99V100H72V99ZM76 98H78V97H76ZM79 98H78V100H79ZM93 98H94V96H93ZM102 98V97H101ZM59 99V98H58ZM68 99H66V100H68ZM87 99V96H85V100ZM89 99V98H88ZM92 99V98H91ZM104 99V98H103ZM106 99V98H105ZM110 99H111V97H110ZM113 99V98H112ZM144 99V98H143ZM225 99V98H224ZM19 100H21V99H19ZM56 99H53L52 98V101L54 102ZM75 100V99H74ZM83 100V99H82ZM84 100V101H85ZM90 100V99H89ZM92 100H94V99H92ZM99 100V99H98ZM45 101V100H44ZM59 101V100H58ZM86 101H88V100H86ZM94 101H96V100H94ZM227 101V100H226ZM241 101V100H240ZM2 102V101H1ZM46 102L47 103H51V99H50V102H48L47 100H46ZM45 102V103H46ZM52 102V104H53V106L55 105V107L57 108L58 107V105L60 106V102H58V103H60V104H58V105H56L57 104V102H56V104H55V102L53 103ZM62 102H63V100H62ZM64 102H66V101H64ZM62 103V104H65V103ZM71 102V101H70ZM69 101H68V103H70ZM82 102V101H81ZM98 102H100V100L98 101ZM97 102V103H98ZM101 102H102V99H101ZM110 102H109V104H110ZM148 102V101H147ZM8 103V102H7ZM14 103V102H13ZM47 103H46V106L44 105V106H42V107H46L45 109H47V106L49 105H47ZM68 103H67V105H68ZM76 103V102H75ZM88 103V102H87ZM226 103V102H225ZM23 104V103H22ZM43 104H44V102H43ZM42 104V105H43ZM89 104H90V101H89ZM100 103H98V105H99ZM104 104V103H103ZM152 104V103H151ZM223 104V103H222ZM241 104V103H240ZM5 105V104H4ZM4 105H2V106H0V182H1V185H3V190L6 192V194H7V202H8V207H9V214H8V218H4V220H6L5 221V228L7 229L6 230V232L8 231V233L10 234L9 236H10V243H11V245L13 244L14 246L13 247H15V248H11V247H9V246H4V245H6V244H1L2 243V240H1V238H0V240H1V243H0V264H124L125 262H126V260L124 261V257H127V255H129L130 253L132 254V256L134 255L135 257H137V259H139V258H141V260L144 262V263H142V264H191V262H189V260H188V262H186L187 261V259H185L184 258V256H182L183 254H185V252H183V254L181 255V256H177L176 254H177V252H180V249L178 248V250L179 251H177V250H175L174 249V251L176 252V254L175 253H172V252H169V250H168V248L166 247L167 246V244H166V242L167 241H165L168 237H170L171 235H169V232L167 231V227L163 224V223H161V221H160V218H161V215H163V213H161V210H159L158 209V207L156 206V205H154L156 202H155V200H153L152 198H154L155 196H153L151 193H150V195L151 196H153L152 198H150L149 199V197H147V196H144V195H149L148 194V192H145V190H140L141 192H143L144 191V193H146V194H142V193H140V191H137L136 189L135 190H131L129 187L130 186H128V184H127V182H125L126 180V177H125V179H124V177H123V175H122V172L118 169V164H117V162H115V163H113L112 162V159L113 158H111V157H113V156H115V154L116 153H114V155L113 154H110V155H108V159H109V156H110V160H108L107 162H111V163H109V164H106V163H101V162H99L101 165H103V166H101V167H104V169L102 170L105 174H106V176H107V179H108V181L113 185V187H114V189L116 188V190L119 192V194H121V198L122 199H120V197L118 198V199H120V200H122L121 202V206H120V203H118V200L117 199H115V195L117 194V193H115L114 194V196L112 195V194H110V192H109V190L106 188V187H108V186H105V184H104V182H103V180H102V176L100 177V174H98V172L96 171V170H94V168L93 167H91L90 165H88V163L87 162H85L86 161V158H85V161L83 160V159H81V154H79V152H78V154L80 155H78L77 153H76V148H77V146H76V148H74V147H72L71 145H69V143H68V139H66L65 138V136H62L61 134H59L58 132L60 131H58V132H56L57 130H54V132L53 131H51V130H49L47 127H49V126H47V127H44V126H37V125H39V124H37V125H33V124H30V123H27V122H24V121H21V120H19L18 119V117L17 118H14V117H16L15 116V114H14V117H12L11 116V113L9 112V110L4 106ZM8 105H9V103H8ZM19 105V104H18ZM24 105V104H23ZM66 105V104H65ZM66 105V106H67ZM83 105H86V104H83ZM83 105L79 108V106H78V109H79V111H81L80 109L83 107ZM92 105V101H91V104L89 105V106H91ZM102 105V104H101ZM155 105V104H154ZM24 106H26V105H24ZM50 106V105H49ZM48 106V107H49ZM52 106V105H51ZM66 106H60L59 108H64V107H66ZM70 106V105H69ZM69 106H67L68 108H69ZM87 107H88V105H86ZM85 106V107H86ZM95 107H97V105H94ZM145 106V105H144ZM143 106V107H144ZM149 106V105H148ZM217 106V105H216ZM13 107H15V106H13ZM19 107V106H18ZM70 107H72V106H70ZM99 107V106H98ZM97 107V108H98ZM143 107H142V109H143ZM146 107V106H145ZM154 107V106H153ZM43 108V109H44ZM55 108V109H56ZM58 108V109H59ZM75 107H73L72 109H74ZM91 108H93V107H91ZM158 108H161L160 109V111L162 110V107H158ZM15 109V108H14ZM16 109H18L17 107H16ZM52 109H54V108H52L51 107V112H52V114H53V110ZM54 109V110H55ZM57 109V110H58ZM65 109V108H64ZM64 109H59V110H61L60 112H64V111H62V110H64ZM71 109V108H70ZM70 109L68 110V109H66V110H68V112L70 111ZM76 109V108H75ZM74 109V110H75ZM78 109H77V112H78ZM84 109V108H83ZM82 109V110H83ZM86 109H88V108H86ZM95 109V108H94ZM101 109V108H100ZM152 109V108H151ZM157 108H155V110H156ZM165 109H167V108H165ZM173 109V108H172ZM11 110V109H10ZM25 110H26V108H25ZM59 110H58V113H59ZM95 110H97V109H95ZM95 110H93V112L95 111ZM158 110V109H157ZM164 110V109H163ZM178 110V109H177ZM15 111V110H14ZM27 111V110H26ZM47 111H49V110H47ZM46 111V112H47ZM73 111V110H72ZM85 110H83V111H81V112H84ZM88 110H86V112H87ZM89 111H91V110H89ZM103 111V110H102ZM167 111V110H166ZM170 111L172 112L173 110H171L170 109ZM170 111H167L166 112V116H172L173 115V113L171 114V112ZM174 111H176V110H174ZM173 111V112H174ZM24 112V111H23ZM45 112V111H44ZM50 112V111H49ZM96 112V111H95ZM94 112V113H95ZM153 112H154V110H153ZM152 112V113H153ZM156 112H158L159 113V110L158 111H155V115H153V116H155L156 117V115H158L160 118L159 119H163V117H165V116H163V117H161L160 115H162L161 113L160 114H158V113H156ZM163 112V111H162ZM164 112H165V110H164ZM168 112L171 114H168ZM241 112H242V110H241ZM262 112V111H261ZM14 113V112H13ZM12 113V114H13ZM22 113V112H21ZM28 113V112H27ZM55 113H56V110H55ZM54 113V114H55ZM73 113V115H75V116H73V117H77V114L78 113H80V112H78L77 114H74V113H76V112H72ZM71 113V114H72ZM85 113V112H84ZM83 113V114H84ZM89 113V112H88ZM88 113H86L85 114V116L84 117H86V119L87 120H89L88 119V117L87 116H89L90 114H88ZM101 113V112H100ZM23 114V113H22ZM66 114V113H65ZM83 114H79L78 115V117L81 115H83ZM88 114V115H87ZM21 115V114H20ZM56 115V114H55ZM54 115V116H55ZM87 115V116H86ZM101 115V114H100ZM104 115V114H103ZM175 115V116H174ZM174 118H178V120L179 121H181L180 122V126H178L177 128H179L180 130H182L181 129V126H183V130H184V132L185 131H190L191 132V130H189L188 128L186 129V127H185V125H186V123L185 122H183V121H185L184 119L187 117H189V116H186L184 119L183 118H181V116H180V118L178 117L179 115H177V113L175 114L174 113ZM177 115V116H176ZM229 115V114H228ZM19 116V115H18ZM63 116V115H62ZM81 116H80V118H81ZM168 116V117H169ZM172 116V117H173ZM24 117V116H23ZM50 117V116H49ZM53 117V116H52ZM61 117V116H60ZM77 117V118H78ZM84 117H82V118H84ZM91 117V116H90ZM128 117V118H127ZM129 117H130V119H129ZM150 117H152V116H150ZM182 117H184V115L182 116ZM191 117V116H190ZM195 117V116H194ZM81 118V119H82ZM103 118V117H102ZM105 118V117H104ZM154 118V117H153ZM174 118H170V120L169 121H171V119H172V122L174 121ZM186 118V119H187ZM34 119V118H33ZM42 119V118H41ZM49 119V118H48ZM59 119V118H58ZM76 119V118H75ZM80 119V120H81ZM107 119V118H106ZM126 119V120H125ZM127 119H129L128 121H127ZM155 119V118H154ZM157 120H158V118H156ZM166 119V118H165ZM168 119V118H167ZM193 119V118H192ZM68 120V119H67ZM96 120V119H95ZM107 120H109V119H107ZM107 120H105V121H107ZM176 120V119H175ZM188 120H190V118L188 119ZM187 120V121H188ZM198 120V119H197ZM46 121V120H45ZM85 120L83 119V122H84ZM99 121H100V119H99ZM104 121V120H103ZM153 121H155V120H153ZM161 121V120H160ZM159 121V122H160ZM169 121H166V120H163V122L162 123H166V122H169ZM33 122V121H32ZM86 122V121H85ZM85 122L83 123V124H85ZM89 122V121H88ZM97 122V121H96ZM102 122V121H101ZM112 122H114V123H112ZM121 122V123H122ZM150 122H152V123H150ZM160 122V123H161ZM174 122H176V121H174ZM174 122L172 123V124H174ZM100 123V122H99ZM98 122H97V124H99ZM104 123V122H103ZM109 123V122H108ZM120 123V122H119ZM131 123H133V124H131ZM156 123H158V122H156ZM185 123V125H183V124ZM198 123V122H197ZM35 124H36V122H35ZM90 124H91V122H90ZM96 124V125H97ZM101 125H102V123H100ZM99 124V125H100ZM105 124H107L106 122H105ZM118 124V123H117ZM125 124V123H124ZM123 124V125H124ZM152 124V125H151ZM155 124V123H154ZM176 124H177V122H176ZM40 125H41V123H40ZM53 125V124H52ZM91 125H93V122H92V124ZM107 125H109V124H107ZM126 125V126H127ZM155 125H157V124H155ZM169 125H171V122L170 123H168V126ZM179 125V124H178ZM84 126V125H83ZM117 126V125H116ZM116 126L114 127V128H116ZM131 126V127H130ZM158 126V125H157ZM162 126H163V124H162ZM161 126V127H162ZM165 126H167L166 124H165ZM174 126V125H173ZM172 126V127H173ZM208 126V125H207ZM96 127V126H95ZM109 127V126H108ZM111 127V126H110ZM127 127V128H128ZM156 127V126H155ZM154 127V128H155ZM160 127V128H161ZM172 127H170L171 129H172ZM225 127V126H224ZM50 129H51V127H49ZM69 128V127H68ZM90 128H92V127H90ZM120 128V127H119ZM124 128H126V127H124ZM135 128H133L132 127V130H134ZM165 128V127H164ZM167 129H170L169 127H166ZM175 128V127H174ZM173 128V129H174ZM94 129V128H93ZM100 131L102 130V129H104V128H98ZM122 129V128H121ZM134 130L135 132L137 131V130ZM162 129V128H161ZM204 129V128H203ZM105 130V129H104ZM104 130H102V131H104ZM107 130V129H106ZM109 130V131H108ZM107 131L108 132H110L111 133V130L110 129H108ZM115 130V129H114ZM131 130V131H132ZM163 131H164V129H162ZM178 130V129H177ZM182 130V131H183ZM101 131V132H102ZM117 131H119L118 130V126H117ZM123 131H124V129H123ZM126 131V130H125ZM128 131H130L129 129H128ZM127 131V132H128ZM169 131H171V130H169ZM179 131V130H178ZM208 131V130H207ZM240 131V130H239ZM105 132V131H104ZM104 132H102V134L104 133ZM108 132H106V134L108 133ZM115 132H116V130H115ZM120 132V131H119ZM133 132V131H132ZM138 132V131H137ZM165 132V131H164ZM82 133V132H81ZM110 133H108L106 136H108V135H110ZM113 133V132H112ZM117 133V132H116ZM139 133V132H138ZM163 133V132H162ZM178 133L179 132H177L176 133V136L178 135ZM186 133V132H185ZM184 133V134H185ZM98 134H100V132L98 133ZM114 134V133H113ZM112 134V135H113ZM189 134V133H188ZM210 134V133H209ZM74 135V134H73ZM101 135V134H100ZM139 135H140V133H139ZM170 135V134H169ZM190 135H192L191 133L189 134V136ZM205 135V134H204ZM212 135V133L210 134V136ZM77 136V135H76ZM76 136H74V137H76ZM80 136V135H79ZM78 136V137H79ZM102 136V135H101ZM104 136V135H103ZM116 136V135H115ZM189 136H188V138H189ZM207 136H209V135H207ZM99 137V136H98ZM110 137V136H109ZM139 137V136H138ZM161 137H163V136H161ZM169 137V136H168ZM83 138V137H82ZM86 138V137H85ZM104 138V140L106 139V138H108V137H103ZM102 138V139H103ZM111 138V137H110ZM112 138H114V137H112ZM157 138H159V137H157ZM166 138V137H165ZM164 138V139H165ZM177 138H179L178 136H177ZM74 139V138H73ZM97 139H99V138H97ZM133 139V138H132ZM169 139L170 138H167V140L165 141V142H167V141H169ZM190 139V138H189ZM210 139H211V137H210ZM70 140V139H69ZM160 140V139H159ZM172 140V139H171ZM185 140H186V138H185ZM219 140V139H218ZM82 141V140H81ZM80 141V142H81ZM111 141V140H110ZM193 141V140H192ZM70 142V141H69ZM72 142V141H71ZM74 142V141H73ZM72 142V143H73ZM80 142H78L77 141V139H76V142L75 143H77V144H79ZM164 142V143H165ZM181 142V141H180ZM74 143V144H75ZM148 143V144H149ZM185 143V142H184ZM183 143V144H184ZM200 143V142H199ZM74 144H73V146H74ZM137 144V143H136ZM76 145V144H75ZM80 145H82L81 143H80ZM84 145V144H83ZM82 145V146H83ZM142 145V144H141ZM145 145H146V143H145ZM180 144H178V146H179ZM182 145V144H181ZM202 145V144H201ZM79 146V145H78ZM82 146H79V147H81L82 148ZM125 146V145H124ZM142 146H144V145H142ZM141 146V147H142ZM183 146V145H182ZM205 146V145H204ZM78 147V148H79ZM102 147V146H101ZM114 147V146H113ZM140 147V146H139ZM165 147V146H164ZM221 147H222V145H221ZM220 147V148H221ZM89 148V147H88ZM102 148H104V147H102ZM107 148V147H106ZM119 147H117V149H118ZM130 148V147H129ZM146 148V147H145ZM179 149L181 148L180 146L178 147ZM192 148V147H191ZM202 148H203V146H202ZM101 149V148H100ZM108 149V148H107ZM106 149V150H107ZM109 149H115V147L114 148H109ZM116 149V150H117ZM79 150V149H78ZM82 150V153L84 152V149H81ZM103 150H105V149H103ZM125 150H127V149H125ZM158 150V149H157ZM207 150V149H206ZM80 151V150H79ZM130 151V150H129ZM143 151V150H142ZM169 151V150H168ZM174 151V150H173ZM191 151V150H190ZM101 152V151H100ZM108 152V151H107ZM106 151H105V153H107ZM113 152H116L115 150H113ZM112 152V153H113ZM125 152V151H124ZM184 152V151H183ZM192 152V151H191ZM203 152H204V150H203ZM81 153V152H80ZM102 153V152H101ZM101 153H98L99 154V156L101 155V157H105L106 158V155H104V156H102V154ZM111 153V152H110ZM120 153V152H119ZM128 153V152H127ZM145 153V152H144ZM176 153V152H175ZM187 154H188V152H186ZM89 154V153H88ZM87 154V155H88ZM132 154V153H131ZM141 154H143V153H141ZM146 154V153H145ZM154 154V153H153ZM168 154V153H167ZM176 154H179V152H177ZM191 155H192V153H190ZM89 155H91V154H89ZM88 155V156H89ZM93 155V154H92ZM91 155V156H92ZM112 155V156H111ZM182 155V154H181ZM86 155H84V157H85ZM95 155H93V157H94ZM130 156V155H129ZM168 156V155H167ZM178 156V155H177ZM182 156H185V155H182ZM98 157V156H97ZM96 156H95V159L97 158ZM162 158H163V156H161ZM178 157H180V155L178 156ZM191 157V156H190ZM91 158V157H90ZM100 158V157H99ZM115 158H116V156H115ZM146 158V157H145ZM165 158V157H164ZM166 158H169V157H166ZM172 158V157H171ZM181 158V159H180ZM178 160H182V157H180ZM186 158H187V155H186ZM193 158V157H192ZM93 159V158H92ZM120 159V158H119ZM157 159V158H156ZM160 159V158H159ZM187 159H189V158H187ZM187 159H185V160H187ZM194 159V158H193ZM96 160H98L99 161V159H96ZM102 160V159H101ZM124 160V159H123ZM162 162H164V161H166V162H168L169 160L168 159H166V160H162V159H160ZM171 160V159H170ZM174 160H176L175 158H174ZM184 157H183V161L182 162H180L181 164L182 163H184ZM192 160V159H191ZM232 160V159H231ZM104 161H106V159H104ZM119 161V160H118ZM122 161V160H121ZM120 161V162H121ZM154 161V160H153ZM173 161V160H172ZM188 161H190V160H188ZM200 161V160H199ZM191 162H193V161H191ZM190 162V163H191ZM195 162V161H194ZM202 162V161H201ZM208 162V161H207ZM206 162V163H207ZM95 163H96V161H95ZM169 163V162H168ZM167 163V165L169 166V164H172V162L171 163H169L168 164ZM176 163V162H175ZM187 163V162H186ZM185 163V164H186ZM189 163V162H188ZM199 163V162H198ZM198 163H195V165L194 164H192L191 163V165L193 166H191L193 169H195L196 167V164H198ZM121 164H122V162H121ZM134 164H136V163H134ZM158 164V163H157ZM160 164V163H159ZM162 164V163H161ZM165 164V166H167L166 165V163H164ZM200 164V163H199ZM199 164H198V169H199ZM99 165V164H98ZM97 165V166H98ZM172 165H174V162H173V164ZM172 165H171V167H172ZM178 165V164H177ZM184 165V164H183ZM201 165H202V163H201ZM122 166V165H121ZM127 166V165H126ZM162 166V165H161ZM175 166V165H174ZM179 166V165H178ZM185 166H187V165H185ZM184 166V167H185ZM190 166V165H189ZM99 167V166H98ZM135 167H137V166H135ZM158 167V166H157ZM170 167V166H169ZM180 167V166H179ZM195 167V168H194ZM100 168V167H99ZM120 169L121 168H123V167H119ZM146 168V167H145ZM149 168V167H148ZM181 168V167H180ZM102 169V168H101ZM136 169V168H135ZM151 169H152V167H151ZM164 169V168H163ZM172 169V168H171ZM181 169H183V167L181 168ZM188 169H189V167H188ZM201 169V168H200ZM228 169V168H227ZM122 170V169H121ZM130 170V169H129ZM128 170V171H129ZM180 170V169H179ZM187 170V169H186ZM203 170H204V168H203ZM3 171V172H2ZM123 171V170H122ZM135 171V170H134ZM149 171V170H148ZM172 171V170H171ZM185 171V170H184ZM183 171V172H184ZM188 171H190V169L188 170ZM127 172V171H126ZM132 172H133V170H132ZM177 172V171H176ZM191 172V171H190ZM194 172L196 173L197 172V170H195V171H193V175H194ZM199 172V171H198ZM204 172V171H203ZM103 173V174H104ZM125 173V172H124ZM123 173V174H124ZM129 173V172H128ZM170 173V172H169ZM189 173V172H188ZM190 173V174H191ZM102 174V175H103ZM127 174V173H126ZM136 174V173H135ZM164 174V173H163ZM174 174V173H173ZM185 174H187V172L185 173ZM190 174H189V176L187 175L186 177L188 178V181H189V179H190V181H191V177H190ZM220 174V173H219ZM128 175V174H127ZM132 175V174H131ZM134 175V174H133ZM142 175H143V173H142ZM171 175V174H170ZM193 175H192V177H193ZM196 175V174H195ZM194 175V176H195ZM199 175V173H197V176ZM210 175V174H209ZM105 176V175H104ZM137 176V175H136ZM155 176V175H154ZM164 176V175H163ZM183 176V175H182ZM200 176H201V174H200ZM203 176H205V178H206V175H203ZM139 177V176H138ZM183 177H185V176H183ZM202 177V176H201ZM201 177H196V179L198 178H201ZM220 177V176H219ZM127 178H128V176H127ZM165 178V177H164ZM177 178H179V177H177ZM186 178V179H187ZM203 178V177H202ZM202 178L200 179V181L202 180ZM136 179V178H135ZM145 179V178H144ZM154 179V178H153ZM157 179V178H156ZM193 179H195V178H193ZM213 179V178H212ZM211 179V180H212ZM125 180V181H124ZM131 180V179H130ZM160 180H161V178H160ZM172 180V179H171ZM211 180H210V182H211ZM133 181V180H132ZM168 181V180H167ZM174 181V180H173ZM182 181V180H181ZM187 181V180H186ZM206 181V180H205ZM106 182V181H105ZM136 182V181H135ZM144 182V181H143ZM183 182L185 183V179L183 180ZM192 182V181H191ZM197 182V181H196ZM202 182V181H201ZM147 183V182H146ZM165 183V182H164ZM186 183H190V182H186ZM185 183V184H186ZM193 183V182H192ZM145 184V183H144ZM143 184V185H144ZM168 184V183H167ZM180 184V183H179ZM198 184V183H197ZM196 184V185H197ZM200 184V183H199ZM206 184V183H205ZM224 184V183H223ZM149 185V184H148ZM166 185V184H165ZM169 185V184H168ZM171 185H173V184H171ZM181 185V184H180ZM191 185H193V184H191ZM225 185V184H224ZM137 186V185H136ZM176 186V185H175ZM203 186H205V185H203ZM1 187V186H0ZM134 187V186H133ZM139 187V186H138ZM164 187V186H163ZM171 187V186H170ZM181 187H183V186H181ZM189 187H190V185H189ZM2 188V187H1ZM135 188V187H134ZM156 188V187H155ZM185 188V187H184ZM146 189V188H145ZM148 189V188H147ZM154 189V188H153ZM165 189H166V187H165ZM169 189V188H168ZM177 189V188H176ZM2 190V189H1ZM188 190V189H187ZM195 190V189H194ZM224 190V189H223ZM115 191V190H114ZM167 191V190H166ZM172 191V190H171ZM170 191V192H171ZM202 191V190H201ZM150 192V191H149ZM188 192V191H187ZM199 192V191H198ZM197 192V193H198ZM2 193V192H1ZM159 193V192H158ZM166 193H168V192H166ZM194 194V193H193ZM3 195V194H2ZM118 195V194H117ZM158 195V194H157ZM173 196H174V194H172ZM150 196V197H151ZM4 197V196H3ZM147 197V198H146ZM206 197V196H205ZM215 197V196H214ZM117 198V197H116ZM174 198V197H173ZM156 199V198H155ZM166 199V198H165ZM192 199V198H191ZM5 200V199H4ZM196 200V199H195ZM3 201V200H2ZM178 201V200H177ZM117 202V204H115ZM146 202H147V204H146ZM154 202V203H153ZM166 202H167V200H166ZM169 202H171L170 204H172L171 206H170V208H174V214L176 215V216H180V217H182L183 215L185 216L186 214H183V213H185V211L184 210H186L185 209V207H184V210H183V206L182 205H179L178 203H175V198H174V201L172 200V199H169ZM191 202V201H190ZM5 203V202H4ZM196 203V202H195ZM152 205V206H154V207H151L150 205ZM158 204V203H157ZM160 204V206H161V203H159ZM167 204V203H166ZM169 204V205H170ZM185 204V203H184ZM212 204V203H211ZM198 205H200V204H198ZM1 206V205H0ZM115 206L117 207V208H119L120 210H121V212L122 213H120L119 212V214L118 213H116L115 212ZM119 206V207H118ZM213 206H215V205H213ZM6 207H7V205H6ZM169 207V206H168ZM2 208V207H1ZM124 208V209H123ZM169 208V209H170ZM173 208H172V210H173ZM190 208V207H189ZM3 211V210H2ZM117 211H119V210H117ZM170 211V210H169ZM187 212V211H186ZM2 215V214H1ZM0 215V216H1ZM173 215V214H172ZM183 216V217H184ZM190 216H191V214H190ZM189 216V217H190ZM2 217V216H1ZM5 217H6V215H5ZM188 217V218H189ZM163 218H164V216H163ZM185 218V217H184ZM135 220V225H134V222H132V221H134ZM164 220V219H163ZM2 221V220H1ZM128 221H130V223L128 222ZM3 224V223H2ZM133 224V225H132ZM122 225V226H121ZM126 226V228L128 229L127 230V234L129 235L128 237H130L131 238V240L129 241L128 239V241H127V245L125 244V247H124V249H127L130 253H128L127 252V250H126V252L128 253V254H126V256H123V254L119 251V249L118 248H116L115 246H113V244H114V239H113V243H112V241H111V239L112 238H110V237H112V236H115V235H117V231L119 232V229H121V227H123V226ZM4 226V225H3ZM173 227V226H172ZM125 228V229H126ZM124 229V228H123ZM122 229V230H123ZM124 229V230H125ZM123 230V231H124ZM5 231V230H4ZM122 231V232H123ZM126 232V231H125ZM7 233V234H8ZM171 233V232H170ZM6 234V236L8 237V235ZM126 234V233H125ZM124 234V235H125ZM120 236V235H119ZM122 236V235H121ZM167 236V238L165 239V237ZM7 237H5V238H7ZM116 237V236H115ZM123 237V236H122ZM171 237H173V236H171ZM176 238H177V236H175ZM118 238V237H117ZM120 238V237H119ZM174 238V237H173ZM175 238V239H176ZM8 239H9V237H8ZM186 239V238H185ZM121 241H125V240H122V238L120 239ZM171 241L172 240V238L170 239V238H168V241ZM9 241V240H8ZM131 241H135V242H132L131 243ZM169 241V242H170ZM172 241H174L173 243L171 242V245H175V240H172ZM185 241V240H184ZM122 242V243H123ZM7 243V242H6ZM112 243V244H111ZM126 243V242H125ZM177 243H178V241H177ZM179 244V243H178ZM173 245V246H174ZM169 246V245H168ZM115 247V248H114ZM169 247H171V249H172V246H169ZM177 246H174V248H176ZM179 247V246H178ZM181 248V247H180ZM118 249V250H117ZM177 249V248H176ZM172 251V250H171ZM34 254V255H33ZM125 254V253H124ZM187 254V253H186ZM188 255V254H187ZM35 256H42V258L43 257H45L44 259H42L41 257H35ZM131 256V255H130ZM129 256V257H130ZM132 256H131V258H132ZM135 257H134V259H135ZM184 258L185 259V261H184V259H183V261H182V259L181 258ZM40 258V259H39ZM188 258V257H187ZM126 259V258H125ZM128 259V258H127ZM138 261H140V259L138 260ZM142 261H140V262H142Z\"/></svg>",
    "mask_w": 264,
    "mask_h": 264
}]
</instances>
